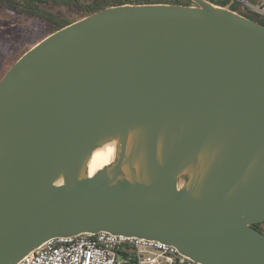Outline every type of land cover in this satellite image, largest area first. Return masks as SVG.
Instances as JSON below:
<instances>
[{
	"label": "water",
	"instance_id": "1",
	"mask_svg": "<svg viewBox=\"0 0 264 264\" xmlns=\"http://www.w3.org/2000/svg\"><path fill=\"white\" fill-rule=\"evenodd\" d=\"M190 1L105 7L5 73L0 264L99 232L264 264V23Z\"/></svg>",
	"mask_w": 264,
	"mask_h": 264
},
{
	"label": "built area",
	"instance_id": "2",
	"mask_svg": "<svg viewBox=\"0 0 264 264\" xmlns=\"http://www.w3.org/2000/svg\"><path fill=\"white\" fill-rule=\"evenodd\" d=\"M253 10L262 12L257 6ZM133 247L139 264H201L182 255L168 243L108 232L52 238L17 264H118L119 245Z\"/></svg>",
	"mask_w": 264,
	"mask_h": 264
},
{
	"label": "trees",
	"instance_id": "3",
	"mask_svg": "<svg viewBox=\"0 0 264 264\" xmlns=\"http://www.w3.org/2000/svg\"><path fill=\"white\" fill-rule=\"evenodd\" d=\"M211 1L216 4L228 6L235 11L264 23V19H260L258 16L240 10L236 4H230V0ZM154 2L192 3L190 0H0V12H7L13 16L37 20L39 24L47 30V34L43 37L45 38L63 26L105 7L126 3ZM25 52L16 57L13 62L15 63ZM263 225L264 222L253 224L255 228L264 233ZM117 252L118 264H139L137 252L133 247L121 244L119 245Z\"/></svg>",
	"mask_w": 264,
	"mask_h": 264
},
{
	"label": "rangeland",
	"instance_id": "4",
	"mask_svg": "<svg viewBox=\"0 0 264 264\" xmlns=\"http://www.w3.org/2000/svg\"><path fill=\"white\" fill-rule=\"evenodd\" d=\"M232 3L240 10L264 19V13L252 8L257 6L264 11V0H232ZM45 34L47 30L37 20L0 12V79L14 63V59L34 46Z\"/></svg>",
	"mask_w": 264,
	"mask_h": 264
},
{
	"label": "bare ground",
	"instance_id": "5",
	"mask_svg": "<svg viewBox=\"0 0 264 264\" xmlns=\"http://www.w3.org/2000/svg\"><path fill=\"white\" fill-rule=\"evenodd\" d=\"M103 157H97L91 164V172L95 171L102 163Z\"/></svg>",
	"mask_w": 264,
	"mask_h": 264
},
{
	"label": "flooded vegetation",
	"instance_id": "6",
	"mask_svg": "<svg viewBox=\"0 0 264 264\" xmlns=\"http://www.w3.org/2000/svg\"><path fill=\"white\" fill-rule=\"evenodd\" d=\"M232 0H230V3H231ZM264 5V4H263Z\"/></svg>",
	"mask_w": 264,
	"mask_h": 264
}]
</instances>
